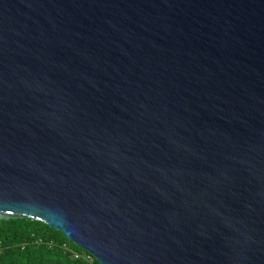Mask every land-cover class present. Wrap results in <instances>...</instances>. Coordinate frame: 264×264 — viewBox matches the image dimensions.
Masks as SVG:
<instances>
[{
  "label": "water",
  "instance_id": "1",
  "mask_svg": "<svg viewBox=\"0 0 264 264\" xmlns=\"http://www.w3.org/2000/svg\"><path fill=\"white\" fill-rule=\"evenodd\" d=\"M99 264H264V0H0V221Z\"/></svg>",
  "mask_w": 264,
  "mask_h": 264
},
{
  "label": "trees",
  "instance_id": "2",
  "mask_svg": "<svg viewBox=\"0 0 264 264\" xmlns=\"http://www.w3.org/2000/svg\"><path fill=\"white\" fill-rule=\"evenodd\" d=\"M0 264H99L76 258L72 251L86 253L60 231L41 221H0Z\"/></svg>",
  "mask_w": 264,
  "mask_h": 264
},
{
  "label": "built area",
  "instance_id": "3",
  "mask_svg": "<svg viewBox=\"0 0 264 264\" xmlns=\"http://www.w3.org/2000/svg\"><path fill=\"white\" fill-rule=\"evenodd\" d=\"M0 248H1V246H0ZM65 248L67 249V250H70L73 254H74V256L76 257V258H80V257H83L84 259H86L87 261H89V262H93V255H91L90 253H88V254H86V253H78V252H75V251H72L70 248H68V246H65Z\"/></svg>",
  "mask_w": 264,
  "mask_h": 264
}]
</instances>
